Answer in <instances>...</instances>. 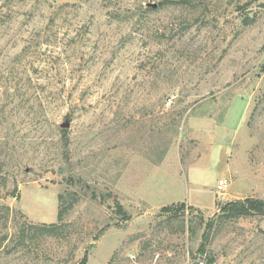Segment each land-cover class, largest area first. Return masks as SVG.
<instances>
[{"label": "rangeland", "instance_id": "obj_1", "mask_svg": "<svg viewBox=\"0 0 264 264\" xmlns=\"http://www.w3.org/2000/svg\"><path fill=\"white\" fill-rule=\"evenodd\" d=\"M247 197L264 0H0V264H264Z\"/></svg>", "mask_w": 264, "mask_h": 264}, {"label": "trees", "instance_id": "obj_2", "mask_svg": "<svg viewBox=\"0 0 264 264\" xmlns=\"http://www.w3.org/2000/svg\"><path fill=\"white\" fill-rule=\"evenodd\" d=\"M58 200L60 202V206H59V210L57 213V220L58 222H62L63 221V216L64 214H66L68 212L69 207L72 205V201L68 202L65 201V198L62 194L58 195ZM64 204V205H63ZM186 207L184 202H177L173 205H166V206H162L161 210L163 212H168V211H172L174 210L175 213H178L180 211H183V209ZM221 209L232 216H247L250 214H263L264 213V201L263 200H259L256 198H252V197H247L244 199H240V200H235V201H230L227 202L225 204L222 205ZM116 212L120 213L123 215V218L125 220L129 219V215H127V213L125 212L124 208L122 207V205H120L119 203H116ZM211 224V223H210ZM210 224L208 225V228H210ZM36 226V225H34ZM32 227L33 229L37 228V227ZM60 227V225L58 224H50V225H43L41 228H43L45 233H51L53 230H56ZM51 230V232H50ZM207 230L206 232H204L203 237L207 238ZM115 254H113L111 256V258L109 259L107 264H113L114 262V256ZM88 258H87V252L85 253V255L79 260V264H87ZM212 260L207 261L206 264H211Z\"/></svg>", "mask_w": 264, "mask_h": 264}, {"label": "built area", "instance_id": "obj_3", "mask_svg": "<svg viewBox=\"0 0 264 264\" xmlns=\"http://www.w3.org/2000/svg\"><path fill=\"white\" fill-rule=\"evenodd\" d=\"M229 183L227 179H220L217 181L216 190L218 194H223L225 190L227 189Z\"/></svg>", "mask_w": 264, "mask_h": 264}]
</instances>
